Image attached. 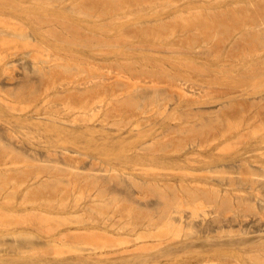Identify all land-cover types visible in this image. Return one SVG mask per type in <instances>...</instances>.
Masks as SVG:
<instances>
[{
  "label": "rangeland",
  "instance_id": "374dc122",
  "mask_svg": "<svg viewBox=\"0 0 264 264\" xmlns=\"http://www.w3.org/2000/svg\"><path fill=\"white\" fill-rule=\"evenodd\" d=\"M262 263L264 0H0V264Z\"/></svg>",
  "mask_w": 264,
  "mask_h": 264
},
{
  "label": "bare ground",
  "instance_id": "6f19581e",
  "mask_svg": "<svg viewBox=\"0 0 264 264\" xmlns=\"http://www.w3.org/2000/svg\"><path fill=\"white\" fill-rule=\"evenodd\" d=\"M251 248V247H250ZM261 261H263V260H261ZM262 264H264V263H262Z\"/></svg>",
  "mask_w": 264,
  "mask_h": 264
}]
</instances>
